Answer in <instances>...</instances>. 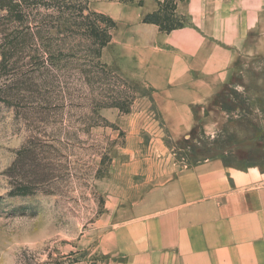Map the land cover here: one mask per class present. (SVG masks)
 <instances>
[{
	"label": "rangeland",
	"instance_id": "374dc122",
	"mask_svg": "<svg viewBox=\"0 0 264 264\" xmlns=\"http://www.w3.org/2000/svg\"><path fill=\"white\" fill-rule=\"evenodd\" d=\"M69 1L115 22L112 41L100 53L87 56L91 42L80 36L58 41L55 31L40 32V21L52 12L48 0L25 19L17 17L19 7L0 6V264L112 262L101 248L120 204L111 174L119 147L134 140L132 130L140 129L146 144L162 135L160 143L183 164L221 158L264 169V54L244 51L225 87L194 107L195 127L176 142L154 91L121 45L136 24L146 23L143 2ZM157 19L147 23L163 32H169L167 21L179 20L176 28L184 21L176 8ZM31 139L41 142L50 165L47 185L33 195H11L8 169ZM33 179L30 172L23 177Z\"/></svg>",
	"mask_w": 264,
	"mask_h": 264
},
{
	"label": "crops",
	"instance_id": "0c3cea01",
	"mask_svg": "<svg viewBox=\"0 0 264 264\" xmlns=\"http://www.w3.org/2000/svg\"><path fill=\"white\" fill-rule=\"evenodd\" d=\"M164 1L144 0L141 13ZM176 13L181 27L136 24L121 45L181 142L195 127L194 107L225 87L241 54H264V0H178ZM140 132L114 158L120 204L101 241L109 264H264L263 168L221 158L183 164L162 135L146 144Z\"/></svg>",
	"mask_w": 264,
	"mask_h": 264
},
{
	"label": "trees",
	"instance_id": "16d2710c",
	"mask_svg": "<svg viewBox=\"0 0 264 264\" xmlns=\"http://www.w3.org/2000/svg\"><path fill=\"white\" fill-rule=\"evenodd\" d=\"M15 1L16 0H0V6H8L10 8V12L11 10L19 7V9H17L18 12H16L17 17L25 19L26 13L32 10L33 6L37 5V3L42 0ZM48 1V5H51L52 7V12L40 21V32L47 31L49 35L52 36V32L55 31V35L53 36L57 37L58 41L74 39L79 36L89 40L91 43L88 47L89 52H87V56L92 55L93 53H100L103 48L111 43V30L115 26V22L111 18L105 16L104 14L91 11L82 4L72 7V5L68 4L70 2L69 0ZM122 1L129 2L134 0ZM140 1L144 2V0ZM160 6L161 7L158 12L146 15V22L160 23L157 16L165 8L172 11L175 10L176 3L174 0H165L160 3ZM166 24H168V27L164 29L167 31H171L180 25L179 20L175 19L167 21ZM59 52H61V54L58 55L64 54V56H67L64 51ZM68 55L77 58L82 54L70 51L68 52ZM43 152V145L40 141L35 139H31L28 146L19 150L16 160L7 172V175L14 180V182H12L13 188L10 192L11 195L26 196L36 194L39 191H44L47 184L43 181L45 178H49L50 165L46 162L45 158H43V155H41ZM27 169H29V172L35 176V180H23V177L29 173Z\"/></svg>",
	"mask_w": 264,
	"mask_h": 264
}]
</instances>
